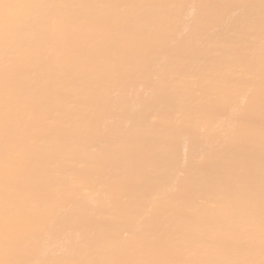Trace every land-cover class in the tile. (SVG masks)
<instances>
[{
    "label": "bare ground",
    "instance_id": "6f19581e",
    "mask_svg": "<svg viewBox=\"0 0 264 264\" xmlns=\"http://www.w3.org/2000/svg\"><path fill=\"white\" fill-rule=\"evenodd\" d=\"M0 264H264V0H0Z\"/></svg>",
    "mask_w": 264,
    "mask_h": 264
}]
</instances>
